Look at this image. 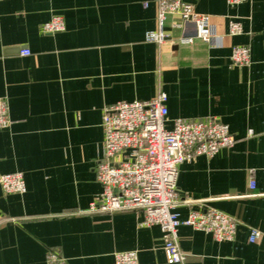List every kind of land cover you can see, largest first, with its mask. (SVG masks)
Returning <instances> with one entry per match:
<instances>
[{"label": "crops", "instance_id": "0c3cea01", "mask_svg": "<svg viewBox=\"0 0 264 264\" xmlns=\"http://www.w3.org/2000/svg\"><path fill=\"white\" fill-rule=\"evenodd\" d=\"M186 1L208 16L209 40L180 42L194 27L169 16L167 40L146 42L155 0H0V99L10 120L0 128V174L21 173L26 185L24 193L0 186V264H49V254L56 264H111L125 250L139 264H167L159 227H140L136 212L82 213L101 192L104 107L160 92L168 128L211 117L236 138L178 166L180 219L211 208L236 224L230 241L179 226L188 264H264V0ZM53 16L64 30L43 33ZM230 21L240 34H228ZM240 45L250 49L246 66L231 63ZM251 229L261 234L255 242Z\"/></svg>", "mask_w": 264, "mask_h": 264}, {"label": "built area", "instance_id": "2783aa9c", "mask_svg": "<svg viewBox=\"0 0 264 264\" xmlns=\"http://www.w3.org/2000/svg\"><path fill=\"white\" fill-rule=\"evenodd\" d=\"M156 28L144 35L146 42L157 45L168 38L165 30L169 16L178 18L173 26L192 24L194 37H182L188 43L193 38L209 40L212 27L207 15L196 13L186 0H155ZM247 0H226L235 6ZM65 28L60 16H53L41 26L43 33L61 32ZM242 32L239 22L228 23V34ZM20 54L29 55L28 49ZM248 46H234L231 63L246 66L249 63ZM167 96L158 93L148 100L118 101L103 109V155L95 166V176L101 186L98 193L82 213H113L131 210L140 219V227L158 226L163 239L162 252L167 264H188L186 254L177 241L179 226L210 233L217 241H230L234 237L235 222L215 209L189 212L180 219V205L176 177L178 166L196 155L213 156L221 148H232L236 138L228 126L215 118L201 120L175 119L167 127ZM10 124L6 101L0 99V128ZM248 134H251L249 131ZM0 186L5 193H24L26 185L21 173L0 174ZM253 180L249 189L254 190ZM261 236L251 229L248 241L255 242ZM54 254L48 255L49 264L59 263ZM111 264H139L135 250L114 253Z\"/></svg>", "mask_w": 264, "mask_h": 264}]
</instances>
